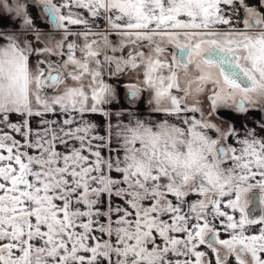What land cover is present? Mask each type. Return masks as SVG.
<instances>
[{
  "label": "snow or ice",
  "instance_id": "1",
  "mask_svg": "<svg viewBox=\"0 0 264 264\" xmlns=\"http://www.w3.org/2000/svg\"><path fill=\"white\" fill-rule=\"evenodd\" d=\"M0 264H264V0H0Z\"/></svg>",
  "mask_w": 264,
  "mask_h": 264
}]
</instances>
